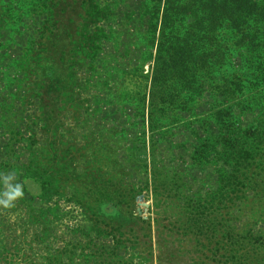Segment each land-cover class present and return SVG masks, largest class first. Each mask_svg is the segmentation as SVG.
I'll list each match as a JSON object with an SVG mask.
<instances>
[{
  "label": "trees",
  "instance_id": "16d2710c",
  "mask_svg": "<svg viewBox=\"0 0 264 264\" xmlns=\"http://www.w3.org/2000/svg\"><path fill=\"white\" fill-rule=\"evenodd\" d=\"M18 1L0 0V171L41 198L63 194L145 261L153 231L156 264H264V0H128L118 13L123 34L154 49L147 75L135 69L145 125L196 141L173 169L154 159V135L146 162L144 143L130 154L111 138L118 126L110 143L75 145L62 130L78 71L92 70L127 1ZM148 185L154 229L133 204Z\"/></svg>",
  "mask_w": 264,
  "mask_h": 264
},
{
  "label": "rangeland",
  "instance_id": "374dc122",
  "mask_svg": "<svg viewBox=\"0 0 264 264\" xmlns=\"http://www.w3.org/2000/svg\"><path fill=\"white\" fill-rule=\"evenodd\" d=\"M11 1L15 3V0ZM108 1L110 4L114 2ZM126 1L128 4V0ZM13 3L12 7H17L20 1L16 5ZM124 8L129 9L130 5L118 7L117 14L123 13ZM124 26L127 25L121 22L119 14L115 15L108 26V29L112 28V36L103 42V50L92 70L78 71L77 85L71 94L75 108L65 110L62 130L67 142L75 145L98 136L110 143L111 130L115 132L114 128L118 126L119 133H114L111 138L118 144L121 141V147L129 149L130 154L133 152L132 147H139L144 143L146 150L139 158L149 162L148 143L155 134H151V130L145 125L146 118L141 116L142 95L144 96L148 83L136 75L135 69L139 71V75H147L154 49L146 39H140L141 36L137 34L140 31L135 34L128 30L123 34ZM122 71L134 73L124 77ZM244 108L247 109V106ZM0 113L3 114L1 111ZM171 127L175 129L178 126L171 124ZM171 134L155 136L160 147L157 151L154 150V159L161 162L168 156L166 159L173 169L174 165H182L176 160L181 155L179 153L182 152L183 155L184 151L192 150L196 141ZM131 143L134 145H130ZM94 150L95 146L89 144L87 155ZM0 172L14 171L2 169ZM14 173L17 182L23 184L24 197L16 202L14 208L0 210V264H156V239L153 231L150 234L153 256L145 261L141 257L142 251L116 244L112 235H108L109 228L104 222L94 221L82 207L68 202L66 196L53 194L41 198L35 183L24 179V175L18 171ZM131 181L134 187L142 188L145 179L137 175L136 181ZM127 182L129 179L125 180ZM142 190L139 196L143 197L142 203L148 206H140L138 196L133 202L134 209L139 216L150 221L151 228L154 229L156 218L153 213L151 185ZM139 248L142 249L141 246Z\"/></svg>",
  "mask_w": 264,
  "mask_h": 264
},
{
  "label": "clouds",
  "instance_id": "9594fccd",
  "mask_svg": "<svg viewBox=\"0 0 264 264\" xmlns=\"http://www.w3.org/2000/svg\"><path fill=\"white\" fill-rule=\"evenodd\" d=\"M24 197L23 184L17 182L14 172H0V210L15 207L18 200Z\"/></svg>",
  "mask_w": 264,
  "mask_h": 264
},
{
  "label": "water",
  "instance_id": "95a60500",
  "mask_svg": "<svg viewBox=\"0 0 264 264\" xmlns=\"http://www.w3.org/2000/svg\"><path fill=\"white\" fill-rule=\"evenodd\" d=\"M137 200H138L140 206H143L144 208H146L148 206L147 204L142 203V200H143V197L142 196H139Z\"/></svg>",
  "mask_w": 264,
  "mask_h": 264
}]
</instances>
